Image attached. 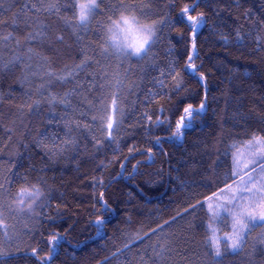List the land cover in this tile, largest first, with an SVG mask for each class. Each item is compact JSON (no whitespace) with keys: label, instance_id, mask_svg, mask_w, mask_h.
Masks as SVG:
<instances>
[{"label":"trees","instance_id":"obj_1","mask_svg":"<svg viewBox=\"0 0 264 264\" xmlns=\"http://www.w3.org/2000/svg\"><path fill=\"white\" fill-rule=\"evenodd\" d=\"M34 3L37 0H3L0 12V66L8 64L0 71V180H12L6 185L11 189L6 201L32 185L43 192L34 205L39 215L13 211L5 204L11 239L0 230V243L9 253L3 264H38L31 249L47 254L53 233L63 239L49 264H209L207 204L195 210L191 206L218 192L224 181L231 183L225 173L233 165L234 150L247 143V133L264 131V51L258 50L264 48V0H199L192 14L203 12L205 19L196 36L195 62L207 77L205 83L184 67L192 41L190 22L180 15L186 0H176L174 7L165 0H144L149 9L143 24L171 17V26L157 25L160 31L147 61L121 58L112 39L115 30L109 31L114 0H104V13L87 26L78 23L75 0H46L56 4L58 12L25 10ZM126 3L139 8L141 0ZM37 31L44 35L25 40L28 32ZM28 47L33 53L26 54ZM104 47L109 53L101 55ZM17 55L21 61L9 64ZM86 58L84 69H78ZM170 69L181 75L173 80ZM50 71L71 73L74 79L69 76L61 83ZM158 80L168 85L165 94ZM177 81L184 85L179 94L171 91ZM68 92L73 93L69 99L76 111L47 102ZM205 95L206 109L187 121L191 127L180 139H164L171 135L169 125L153 127L147 119L167 118L175 131L183 108L198 106ZM113 96L124 112L118 143L104 140L100 120L92 119L105 107L111 112ZM81 109L87 115L81 116ZM68 119L92 127L73 123L69 132L64 123ZM93 136L102 141L99 148ZM157 136L162 137L160 143L155 142ZM73 137L75 147L64 144ZM37 139H44L45 146H38ZM133 147L136 151L130 154ZM49 149L64 151L50 159ZM41 201L45 206L37 207ZM100 218L102 226L95 223ZM259 230L246 238L243 251H225L214 264H264V245L253 250ZM161 247L163 259L156 255Z\"/></svg>","mask_w":264,"mask_h":264},{"label":"snow or ice","instance_id":"obj_2","mask_svg":"<svg viewBox=\"0 0 264 264\" xmlns=\"http://www.w3.org/2000/svg\"><path fill=\"white\" fill-rule=\"evenodd\" d=\"M166 4L169 7H174L176 0H165ZM104 0H75L74 7L76 9V17L78 18V23L81 25L87 26L90 20H95V18L104 13L105 9L102 7ZM199 6V0H186V3L183 7L180 8V15L183 16L191 25L192 32V41H191V54L187 55V63L184 67L187 70H190L198 79L202 82H206V75L199 71L196 60L198 59V49L196 43L197 29L201 26L202 22L205 19V13L200 12L197 15L192 13ZM26 11L34 10L35 13H40L42 11H51L56 9L58 12L59 9L56 4L47 3L46 0H37V3L31 5L29 8L28 5H25ZM145 9H149V5L144 3V0H141V5L139 8H134L132 5L127 4L126 0H114L113 5L109 8V11L112 13L108 18L111 20L113 28L109 31L118 30L119 33H122L124 36V50L121 52V58L131 60L132 57H136L138 61H147L151 59L153 55V46L155 44L156 33L160 31L157 25L168 23L171 26V17H165L163 20L154 21L152 24H143L141 20L137 19V16H145ZM4 11L3 0H0V12ZM117 13L118 16L116 15ZM127 13V14H125ZM116 18H113V17ZM31 27V25H28ZM11 33H9V36ZM44 35L43 32H28L25 37L26 41L37 40L38 38ZM222 39L227 44L228 39L224 37ZM9 36H4L3 40H8ZM57 40H63L62 36H57ZM112 39L115 41L116 37L113 36ZM242 38L238 35L237 41L240 42ZM19 43V42H17ZM117 49L121 47L119 42L116 43ZM258 50L264 51V48H258ZM33 53V48L28 47L26 54ZM109 53L108 47H104L101 55ZM21 61V56L17 55L13 57L12 61H9V64H15ZM88 59L86 58L83 63L77 65L78 69L83 70ZM98 64L99 61H96ZM8 67V64L0 66V71L5 70ZM50 77L54 80H58L61 83L68 81V75H56L53 71L48 73ZM164 75V72L161 71V76ZM169 75L173 80H176L177 76H180L181 73L175 72L174 69L169 70ZM51 82V81H49ZM158 83L161 85V94L163 89L167 88L168 85L165 84L163 80H158ZM184 90V85L182 81H177L171 88V91L179 92ZM72 92L65 93L61 97L55 95L51 96L50 99H47V102L50 105L54 104H63L65 108H72L71 101L69 97L72 95ZM87 100V98H85ZM207 96L205 95L204 99L201 100L198 106H194L189 103L186 107L183 108V115L179 117V120L175 124V131H171V121L167 118H157L152 120L151 116H147V119L151 122L153 127H160L162 125L168 124L169 131L171 132L170 136L163 137L164 139H180L183 137V130L191 127L187 121L193 120L194 113L203 112L207 107ZM91 104V101H87ZM40 100L35 101V106L38 108ZM103 104V101H101ZM31 107V106H30ZM111 112L109 113L108 108H103V114L99 117L93 116L92 119L95 121L100 120V132L104 140H108L111 143H118L117 137L119 136V129L123 123L124 112L120 107L117 98L112 97L110 103ZM73 111H76L75 108H72ZM163 112V108L160 109ZM67 115V113H65ZM80 115L85 116V113L82 109L80 110ZM187 118V119H186ZM63 119V117H62ZM65 127L68 128V131H72L71 125L76 124V127H85L91 129L90 124L81 125L78 121H73L71 119L65 120ZM8 131L11 133L13 129L9 128ZM151 134V129L148 130ZM250 138L247 140V143L244 145L245 150L248 153V158L246 161L237 160L234 158L233 165L231 169L225 173L231 180V183L224 181L225 186L220 188L218 192L212 193V195L206 197V200L203 202H198L192 204L191 208L193 210L198 207L203 208V204H207V231H206V247L211 250V255L206 251L205 256L208 257L209 264H214L215 259L221 257L225 251H243L245 245L247 244L246 237H250L252 233L259 227L262 230L261 236L255 240L253 243V250L257 244L264 245V131L258 130L255 133H247ZM11 137H9L10 139ZM96 141V147L99 148L102 144L100 139H97L95 136L92 137ZM162 137H156V143H160ZM35 143L40 146H45L44 139H37ZM64 144H71L73 147L76 145L75 138H70L64 141ZM233 148H237V145L234 143ZM64 149L59 151H54L49 149L46 154L49 155V158H54L57 155H60ZM129 153H133L136 149L129 148ZM154 153L149 150L148 159L152 160ZM139 163V161L137 162ZM13 167L15 165H12ZM121 169H124L125 165H120ZM137 165H133V171H137ZM11 172V168L8 169ZM98 184H102V181H97ZM12 180L8 176H4L0 180V230L3 231V237L11 239L8 232V224L5 222L4 216V206L7 204V207L17 212H28L31 215H39L36 211L37 200L43 195V192L32 185L31 188L24 187L21 188L17 195L13 196L10 201H6L5 197L11 195V189L6 185H11ZM104 194L100 193V200L103 201ZM27 201V202H26ZM13 204L17 207L13 208ZM23 207H20V206ZM44 202L41 201L37 207H44ZM106 206V204H105ZM186 212L189 209H185ZM175 219V217L173 218ZM98 226L104 224L102 218L97 219L95 222ZM167 223V221H166ZM101 228H97V234H100ZM207 232H210L211 235H207ZM218 232H223L222 236L217 235ZM63 237L59 233H53L50 236L48 243L51 245L49 247L47 254H41L39 248L31 249V256L34 257L38 264H49L53 259V254L55 252L56 246L59 244L60 240ZM226 242V243H222ZM165 249L163 247L156 253L159 259H163V253ZM9 255V253L3 248L2 243H0V264H3L2 258Z\"/></svg>","mask_w":264,"mask_h":264},{"label":"rangeland","instance_id":"obj_3","mask_svg":"<svg viewBox=\"0 0 264 264\" xmlns=\"http://www.w3.org/2000/svg\"><path fill=\"white\" fill-rule=\"evenodd\" d=\"M143 17H144V16H140V15H138V16H137V19H138V20H141ZM91 21H92V20H90L89 23H90ZM89 23H88V24H89ZM88 24H87V25H88ZM202 25H203V24H201V26L197 29V32H199V30L201 29ZM114 33H115V37H116L115 42H116V41L119 42V44L121 45L120 49H121V51H123V50H124V48H123V44H124V36H123L122 33H119L118 30H115ZM153 39H155V37H154ZM134 58H136V57H134ZM136 59H137V58H136ZM234 158L237 159V160H241V161H246V160H247V158H248V153H247V151L245 150V147H244V146L241 147V148H239V149H237V150H234V152H233V162H234ZM259 232L262 233V230L260 229ZM252 234L254 235L255 233H252ZM217 235L222 236V235H223V232H218ZM250 237H251V236H250ZM246 238H247V237H246ZM222 243H226V242H222Z\"/></svg>","mask_w":264,"mask_h":264}]
</instances>
